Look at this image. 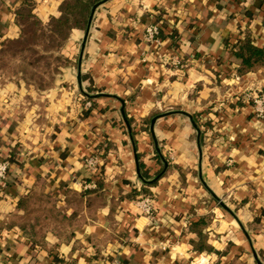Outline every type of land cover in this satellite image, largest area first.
Instances as JSON below:
<instances>
[{
    "label": "crops",
    "instance_id": "0c3cea01",
    "mask_svg": "<svg viewBox=\"0 0 264 264\" xmlns=\"http://www.w3.org/2000/svg\"><path fill=\"white\" fill-rule=\"evenodd\" d=\"M27 1L44 23L60 14L61 0H0V51ZM156 9L163 37L151 43ZM245 33L264 44V0H109L83 53L85 31H72L75 81L41 97L52 103L13 97L20 85L0 78V156L22 162L0 190V264H264V119L245 98L264 93V64L238 72L230 45ZM78 93L94 103L79 108Z\"/></svg>",
    "mask_w": 264,
    "mask_h": 264
},
{
    "label": "trees",
    "instance_id": "16d2710c",
    "mask_svg": "<svg viewBox=\"0 0 264 264\" xmlns=\"http://www.w3.org/2000/svg\"><path fill=\"white\" fill-rule=\"evenodd\" d=\"M102 1L104 0H61V4L59 6V16L52 17L47 23L42 22L35 14L32 13L33 4L31 1H27L24 6L16 11V20L20 27V37L16 40L3 42L2 49L0 51L1 57H4L6 54L30 51L35 57L33 62L28 63L33 71V69L38 67L41 60L47 59L49 52H57L64 46V44L69 40L73 30H86L93 8ZM154 22L160 24L161 27L163 23L162 15L160 14L156 16ZM162 31L163 29L161 28L159 37H163ZM174 36H172L173 39ZM39 39L44 41V43H47L43 50L40 49L42 44L35 42ZM225 42L229 47L230 42L228 40H225ZM230 46L231 54L238 62L239 73L245 74L264 64V44L259 46L252 38L251 33H245L243 38L238 39L235 44ZM28 57L24 56L23 59L27 60ZM56 59L60 58L58 57ZM35 71L38 72V69ZM44 87L45 86L42 85L40 86V89H44ZM85 100L90 101L92 104L94 103V101L88 99V97H86ZM90 109L91 108H88L83 111L85 116L89 114ZM195 118L197 122V117ZM129 122L132 124V120L129 119ZM150 122L151 118L143 122L147 125V129L148 126H150ZM9 161L11 163V173L15 166L16 168H20L22 165L15 149L10 153ZM140 169L143 177L146 180L150 179V176H148L147 171L143 169V165L141 164ZM5 183L6 181L0 183V190L3 188ZM155 184L156 182H150L146 185V188ZM95 190H86V193H92ZM24 200L25 198L20 199L22 206ZM211 217V215H208L205 218H201L199 222L192 224L191 228H202L206 223L210 222L212 219ZM195 249L197 251H202V246H195Z\"/></svg>",
    "mask_w": 264,
    "mask_h": 264
},
{
    "label": "rangeland",
    "instance_id": "374dc122",
    "mask_svg": "<svg viewBox=\"0 0 264 264\" xmlns=\"http://www.w3.org/2000/svg\"><path fill=\"white\" fill-rule=\"evenodd\" d=\"M156 14V16L160 15L162 13L161 10ZM170 11H173V8L170 9ZM177 12V11H176ZM162 15V14H161ZM155 16V17H156ZM165 15H162V17ZM153 21L150 22H154ZM167 18V17H165ZM149 22V23H150ZM47 23V22H46ZM148 23V24H149ZM147 24V25H148ZM146 27V26H145ZM82 41L80 38H78L74 43V48H79V44H82ZM35 42L42 44L40 49L43 50L45 45L47 43H44V41L36 40ZM34 42V43H35ZM70 40H68L64 46L58 50L57 52H49L47 55V59L41 60V62L38 64V72L35 71L36 69H31V66L28 65L29 62L34 61V56L32 52H16L15 54H6L4 57H1L0 55V78L4 83H7L8 81H13L20 86L18 88L15 87V95L13 97L19 98L22 93V95L25 97V89L27 91H30V94L28 95V99L32 100L35 103H38L42 105L45 103L48 99L52 103L55 100V97H49L46 99H42L41 97L44 96L45 94H49L53 92L55 89H58L62 86L64 83L65 79H70V81H75V74H76V62H75V56L72 57L70 60L67 57L68 55H72V49L68 48V45L70 44ZM78 44V45H77ZM2 49V48H1ZM68 54V55H67ZM24 56L28 57L27 60H24ZM60 59H56V58ZM50 64V65H49ZM26 68V70H25ZM66 81V80H65ZM44 85V89H40V86ZM61 85V86H60ZM69 88H67L68 90ZM20 92V93H19ZM73 92L74 89H73ZM24 93V94H23ZM56 94V93H53ZM258 94V93H256ZM19 96V97H18ZM26 98V97H25ZM44 98V97H43ZM247 98V96L245 97ZM27 99V98H26ZM78 99V104L80 103L79 108H82L83 102L86 97L83 94L78 93L77 98H74V101ZM82 100V101H81ZM241 100V99H240ZM248 100V99H246ZM250 101V100H248ZM89 101L84 102V106L86 105L85 103ZM251 102V101H250ZM252 103V102H251ZM36 108H40L35 105ZM88 107V104L86 105ZM78 108V109H79ZM79 113V112H78ZM197 124L200 126V133L201 130H204L207 132V124H205L204 118L197 116ZM203 132V131H202ZM202 139L203 135L201 133ZM159 172V171H158ZM42 190L39 189L38 193L41 192ZM39 196V197H38ZM39 199H42L40 195H37V197L34 198V202L36 204H32L33 208H37L39 204H41V201ZM191 264H208L205 260H203L201 257H191Z\"/></svg>",
    "mask_w": 264,
    "mask_h": 264
},
{
    "label": "built area",
    "instance_id": "2783aa9c",
    "mask_svg": "<svg viewBox=\"0 0 264 264\" xmlns=\"http://www.w3.org/2000/svg\"><path fill=\"white\" fill-rule=\"evenodd\" d=\"M145 41L147 42H159V34H160V24L158 23H152L150 22L148 25H146L145 29ZM181 63L180 57H173L172 64L173 65H179ZM246 97V96H245ZM241 99V98H240ZM248 100L252 102V105L254 107V113L257 118L264 119V93L259 92L258 94H249L247 95ZM99 165V157L98 156H91L86 159V166L88 170L90 171V177L96 176L95 172ZM11 169V163L9 159L0 156V183H3L7 180L9 172ZM92 181V179H91ZM94 186V184L91 182L90 184H85L86 188H90ZM138 203L140 204V208H142V211L145 215L153 217L154 216V205L153 200L151 197L144 196L141 198ZM111 264H120V261L115 260Z\"/></svg>",
    "mask_w": 264,
    "mask_h": 264
},
{
    "label": "water",
    "instance_id": "95a60500",
    "mask_svg": "<svg viewBox=\"0 0 264 264\" xmlns=\"http://www.w3.org/2000/svg\"><path fill=\"white\" fill-rule=\"evenodd\" d=\"M107 1H109V0H104V1L100 2V3H99L98 5H96V6L93 8V10H92V13H91V16H90V19H89L88 26H87V28H86V30H85V36H84V40H83V43H82V53H83V50H84V47H85V44H86V40H87V37H88L89 31H90V28H91V25H92V21H93V18H94V14H95L97 8H98L100 5L104 4V3L107 2ZM81 58H82V54H81V57H80V63H81ZM78 78H79V80H80V75H79ZM172 113H175V112H172ZM176 113H182V114L188 115V114L185 113V112H176ZM188 116H189L190 119L193 120V117H192V116H190V115H188ZM159 117H160V116H156V117H154V118L152 119V130H153V127H154V124H155L156 120H157ZM197 128H199V127H197ZM198 130H199V129H198Z\"/></svg>",
    "mask_w": 264,
    "mask_h": 264
}]
</instances>
